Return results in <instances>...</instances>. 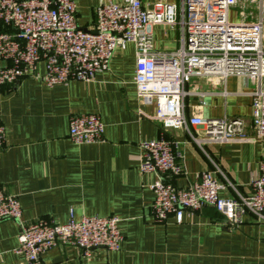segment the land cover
Here are the masks:
<instances>
[{"label": "crops", "instance_id": "0c3cea01", "mask_svg": "<svg viewBox=\"0 0 264 264\" xmlns=\"http://www.w3.org/2000/svg\"><path fill=\"white\" fill-rule=\"evenodd\" d=\"M76 21L92 29L95 9L103 0H72ZM117 1V0H113ZM176 2L177 0H170ZM155 27V51H173L179 32ZM135 48L126 45L111 59L105 71L89 82L70 81L47 87L32 78L0 89V125L7 142L0 151V187L17 197L19 221L0 222V264H17L14 250L21 223L38 220L67 223L72 213L119 219L123 236L115 252L95 250L83 255L74 247L46 251L40 264H264V225L245 218L236 229H227L212 208L185 212L181 224L173 218L155 223L151 215L150 185L156 175L138 170L139 144L161 136L181 144L185 174L166 177L176 188H187L201 172H215L222 185L228 181L240 195H248L250 182L264 160V141H232L223 144L193 143L183 130H164L145 116L154 105H142L133 83ZM36 70L43 73L42 63ZM188 88L203 95L186 98L184 114L191 117L201 101L203 120L229 119L244 123L245 139L253 138L251 97L253 85L244 77H229L219 86L213 81L194 80ZM225 93V94H224ZM97 115L104 127L103 141L74 145L68 139V122L73 115ZM203 137V131L190 129ZM221 198H236L226 188Z\"/></svg>", "mask_w": 264, "mask_h": 264}, {"label": "built area", "instance_id": "2783aa9c", "mask_svg": "<svg viewBox=\"0 0 264 264\" xmlns=\"http://www.w3.org/2000/svg\"><path fill=\"white\" fill-rule=\"evenodd\" d=\"M256 5V14L247 10ZM234 13L235 20L231 19ZM179 32V46L173 51H155L154 28ZM135 48L133 83L142 105H154L155 113L145 118L161 127L185 131L191 141L205 144L232 141H264V0H103L95 9L92 29H82L76 21L72 0H0V89L21 79L39 80L49 88L70 81L89 82L105 71L111 59L126 45ZM42 63L43 73L36 70ZM229 77H244L253 85L251 129L253 138L245 139L240 120H203L200 108L191 117L184 114L186 98H201L191 86L194 80L213 81L219 86ZM225 94V93H224ZM202 130L203 137L193 134ZM104 127L94 114L73 115L68 122V139L74 145L103 141ZM7 133L0 125V151ZM181 144L161 136L139 144L138 170L153 174L151 215L155 223L173 218L183 223L185 212L212 208L234 230L249 218L264 225V160L250 182L248 195H240L226 181L215 179V172H201L187 188H176L166 177L185 174ZM226 188L236 198H221ZM21 207L17 197L0 187V222L19 221ZM123 236L115 216L73 214L65 224L46 220L21 223L14 254L17 264H40L41 256L56 247H74L83 255L95 250L115 252Z\"/></svg>", "mask_w": 264, "mask_h": 264}, {"label": "rangeland", "instance_id": "374dc122", "mask_svg": "<svg viewBox=\"0 0 264 264\" xmlns=\"http://www.w3.org/2000/svg\"><path fill=\"white\" fill-rule=\"evenodd\" d=\"M247 10H249L250 12H253L254 14H256L257 7H256V5H252V4H248L247 3ZM231 19L235 20L234 13L231 14Z\"/></svg>", "mask_w": 264, "mask_h": 264}, {"label": "water", "instance_id": "95a60500", "mask_svg": "<svg viewBox=\"0 0 264 264\" xmlns=\"http://www.w3.org/2000/svg\"><path fill=\"white\" fill-rule=\"evenodd\" d=\"M16 85H17V83H16Z\"/></svg>", "mask_w": 264, "mask_h": 264}]
</instances>
